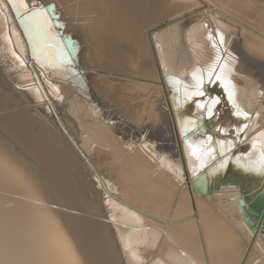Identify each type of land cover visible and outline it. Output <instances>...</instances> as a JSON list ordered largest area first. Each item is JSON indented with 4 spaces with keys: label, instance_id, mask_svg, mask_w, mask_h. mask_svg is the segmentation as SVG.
I'll return each mask as SVG.
<instances>
[{
    "label": "bare ground",
    "instance_id": "bare-ground-1",
    "mask_svg": "<svg viewBox=\"0 0 264 264\" xmlns=\"http://www.w3.org/2000/svg\"><path fill=\"white\" fill-rule=\"evenodd\" d=\"M28 1H0L7 5L9 11L6 24L0 17L2 19L0 20V47L11 50L21 59V67L27 68L30 74L36 77L34 72L36 74L39 66L30 56L28 42L13 12V9L18 14L27 11ZM40 1V5H43L44 8L52 4L55 5L57 12H54L52 7L49 14L56 15L58 13L60 15L62 26H64L62 32H59V29L53 25V23L58 25L60 22L50 21L48 13L46 25L45 18H36L31 22L24 20V23L21 22V24L25 31L27 30L32 43L40 41L39 46L34 44L35 50L39 48L40 51V55L39 51H35L38 64L46 68L47 71H55L67 81L70 79L82 81V78L85 79V76L89 75L84 66L94 64V61L89 62L87 57L90 59L95 57L98 63L102 62V66L104 60L118 58L128 61L131 72L150 80V84H156L159 90L162 85L159 83L160 79L164 81L165 89L170 91L182 90L179 83L184 84L185 82L190 85V88L197 87L200 84L201 76L193 65L191 51L187 45V31L191 27H198L193 32L195 38H200L208 47L217 48L218 52L213 54V57L219 59L220 68L212 66L214 71L208 82L205 81L203 88L207 97L196 101L194 106L197 114L199 110L207 107L206 113H209V109H211V115H204L198 119L194 115V111L193 115L196 119L186 121L183 128L184 131L193 129V135L196 134L199 139L197 142L195 138L187 151L188 161L192 160L193 162L192 170L199 173L200 176L203 175L201 177L204 178V181H197L195 186L199 188L198 192L202 196H214L224 188L237 190L239 195L232 200H239L238 209L243 224L251 235L261 234L264 237V223L255 220L252 217L253 210L249 208L250 205H257L264 209V168L260 167L261 162L264 161V137L262 135L264 129L260 130L261 125L258 124L259 114L264 115L262 114L264 94L260 92L262 88L264 89V40L254 36V34H261L264 37L263 9L255 10V6L251 9L250 0H248L250 5L246 3L248 1L244 2L248 5H242L238 0H198L200 3L197 0ZM198 8L202 9L199 14L176 25L171 30L170 37L165 36L159 22L162 17V9L167 10L170 16L174 17L191 13ZM66 21L70 23L68 27L65 24ZM151 25L153 28L149 32V42L147 43L145 32ZM159 26H161V30H158ZM251 28L256 31L251 32L249 30ZM209 32L213 34L212 40H203V37ZM194 42L189 41V44L192 46ZM62 46L67 49L66 52L61 51ZM165 52L170 54L166 58L164 57ZM149 54H151L152 60L149 59ZM23 56L28 59V63H25V59L22 60ZM64 62L69 65H64ZM106 66L105 64L104 67ZM1 67L0 69L5 66ZM98 77L101 80L92 79L88 86L86 84L90 91L95 90L96 92L98 83L106 81L105 78ZM131 78L133 81L137 80L135 77ZM44 81H39L42 85V91L39 89V92L47 95L42 83ZM140 83L138 80V83L133 84L135 85L132 87L133 95L130 94V99L125 100L128 104L131 101L133 104L140 103L138 106L140 109L135 110L137 113L135 116L128 114L127 108L123 105L116 106L113 105V101L108 102L110 101L109 90L111 91L113 87L112 83L108 85L107 93H103L101 90L95 96L94 94L90 95L92 106L95 102L94 99L104 97L107 106L115 110L114 115L121 121L120 127L115 130L118 138L131 148L133 143H135L134 147L140 148H147L148 145L144 147L145 143H151L154 150L152 151L151 145L150 152L154 153L152 154L154 159L162 168L179 172V167L176 165V150L174 147L163 148L162 146L165 131L170 124L169 115L163 107L158 93L151 92L147 82ZM68 86L64 83L57 88L61 87L60 90L63 91L61 93L67 95L68 98L78 99L79 96L76 95V92L83 90L78 89V85H76L77 88L75 86L68 88ZM52 88H47L48 92ZM57 88L55 91L59 92L60 90L57 91ZM135 92L137 93L135 94ZM49 95L51 94L49 93ZM82 100L81 102H84ZM177 104L179 103H175L174 106L176 107ZM135 111H133L134 114ZM178 115L179 122L186 118V115L180 112ZM8 120L11 125L21 129L30 124L26 113H17L16 116H12ZM69 122L72 121L69 119ZM13 133L9 123L0 131L1 139L8 142V144L0 142V264H77L75 253L67 237L63 234L59 219L54 213L53 204L42 196L36 176L16 158V152H24L25 156L28 155L29 149H35L37 145L32 147L35 142L33 144L30 136L19 134L20 137L15 139ZM197 143H200L202 149L209 153L203 157L206 164L204 169L199 162L201 153L200 149H196ZM78 147L85 156L84 146ZM100 154V152L97 153L99 156ZM24 156V160H28ZM34 165L39 167L37 164ZM47 175L50 180L55 178L53 175ZM148 181L150 178L147 177L142 180V184L146 186ZM157 195L164 197L163 191H158ZM90 205L98 208L97 218L79 217L77 219L61 214L63 218H66V229L75 241L82 264H140V261L141 264H204L205 254L202 246L198 251L193 237L201 236L203 238L204 236L203 243L210 244L209 224L204 218L203 222L198 214L197 224L191 207L181 213H170L169 211L160 224L144 217L148 231L144 230L140 234L138 232L137 237H133L136 240H132L131 244L128 240L127 243L120 240L119 233L121 226L123 228L124 225H130L131 221L134 223L133 220L135 217H139L138 214L136 216L133 211H129L130 217L124 215L123 218H120L114 213L109 214L111 209L109 206L110 209L105 208L104 211V214H109H105V218L109 217L110 220V223H107L101 219L103 212L100 210L99 204H93L91 201ZM64 206L62 207L64 208ZM190 217L191 221L185 222L181 226H167L171 220H186ZM138 219L143 226L145 220L141 221L140 217ZM166 219L168 220L166 221ZM137 223L130 226L140 227L141 224L138 221ZM163 227L165 228L163 229ZM154 229H163V231L154 233ZM117 232L119 240H117ZM167 234L172 236L170 241L175 247L173 249L165 245ZM164 236H166L165 239ZM148 241L150 242L147 244ZM159 242L164 245L165 256L161 255L163 249L152 254L147 252L144 255V250ZM142 245L145 246L138 250ZM214 246H210L213 264L234 263V257H231L241 249L242 252L237 256L239 259L235 264H242V262L243 264H263V261L255 256L254 252L251 257L247 256L244 259L245 247L240 242L235 245L220 243L216 247ZM133 247L136 253L133 252ZM137 251H140L142 259L138 257Z\"/></svg>",
    "mask_w": 264,
    "mask_h": 264
},
{
    "label": "rangeland",
    "instance_id": "rangeland-1",
    "mask_svg": "<svg viewBox=\"0 0 264 264\" xmlns=\"http://www.w3.org/2000/svg\"><path fill=\"white\" fill-rule=\"evenodd\" d=\"M238 1L243 5L244 2L248 0ZM250 1L246 3L250 5L251 9L255 6V10L263 9L262 12H264V0ZM28 2V7H31L32 5L37 6L41 3L40 0H29ZM53 3L56 4V2ZM198 3H200V1H198ZM4 7L5 9H3ZM53 7L55 9L54 12H57L55 5H53ZM161 11L162 17L159 19L160 25L162 26L165 36L170 37L171 30L176 25L184 23L188 19L199 14L202 9L198 8L191 13L179 16L176 15L174 17L170 16V13L165 9H162ZM8 16L9 11L7 10V5L0 2V17L4 20L5 24L7 23L6 17ZM55 17V20L58 21V23L60 22V24L57 25V28L59 29V32H62L64 26H62L60 20L61 17L58 13ZM1 18L0 20H2ZM11 22L12 20L10 23ZM65 24L67 27L70 25L69 21H66ZM161 26H159L158 30H161ZM152 28L153 25H151L145 32L147 43L149 42L148 36ZM197 28L198 27H191L188 29L187 45L189 51H191L190 55L192 57L193 65L201 76V81L197 87L193 88H190V85L186 82L184 84L179 83L182 87V90L179 91L165 89L164 81L161 79L159 83H162V85H160L161 88L159 90L156 84H150V80L137 76L131 72L128 61L120 60L118 58L104 60L102 66V62L98 63V60H96L95 57L92 59L87 57L89 62L92 60L94 61V64H91L92 66L90 64L84 66L89 75H86L85 79L82 78V81H72V79L68 81L64 80L63 77L58 75L55 71H47L46 68H43L40 64L38 67V71L39 69L40 71H37L39 74L37 72L35 74L34 72V75L36 76L34 77L30 74L27 68L21 67L20 58L13 54L11 50H7L2 46L0 47V67L5 66L3 68L6 69H3L2 67V69H0V131L7 123H9L12 128V133L14 131L13 135L15 139L20 137L18 136L19 134H23L26 137L30 136V140H32L33 144L35 142L32 147H35L36 145L39 147H35V149L31 148L32 150L29 149V156H24V152H16V158L23 162V164L29 168V171L36 176L42 196L53 204L52 207L54 208V213L59 219L63 234L67 237V240L75 253L77 264H82L80 260V252L75 246V241L66 229V218H63V215L61 214L63 213L66 217L73 216L77 219L79 217L97 218L99 210L97 207L90 205L91 201L93 204H99V208L103 212V218L101 217V219L104 222L110 223L109 217L105 218V208H111L109 214L112 215L114 213L120 218H123L124 215L125 217H130L131 215H129V211H133L135 215L138 214L141 221H143L142 219L145 220L143 221L145 222L143 223V226L138 219L139 217L134 218V223H132V221L130 222V225H133L138 221L141 224L140 227L137 226L139 225L138 223L137 225H134L135 227H131L129 224L124 225L126 228H122L121 226V231L119 233L120 240H123L125 243H127L128 240L131 244L133 243L132 240H136L133 237H137L138 232L140 234L144 230L148 231L146 218L144 217L160 224L163 217L169 213V211L170 213H181L185 212L188 207H191L192 214L196 219L199 215L203 222L205 220L209 224L208 229L211 234L210 244L207 242L203 243L204 236L203 238H201V236L193 237L194 244L198 251L201 250L200 246H202L205 254L204 264H213L210 251L211 245H215L214 247L220 243L235 245L239 242L245 247L244 259L247 256L251 257V254L254 252L255 256L260 258L264 264V237L261 234L251 235L243 224L242 216L238 209L239 200H232V198L239 195L238 191L233 188H224L214 196H202V194L198 192L199 188H197L195 184L199 180L204 181V178L201 177L203 175L200 176L199 173H195L192 170V160L189 162L187 159V151L189 150L191 143L194 142L195 138L197 142H199V139L196 137V134L193 135V129L184 131V124L186 121L196 119L194 115L198 119L204 115L210 116L209 113H206L207 107L199 110L197 114L194 106L196 101L203 100L207 97L203 92V88L205 81L208 82L211 73L214 71L212 66L220 68L219 59L213 57V54L218 52L217 48L210 45V47H208L204 45L200 38H195L193 32ZM249 30L251 32L256 31H254V28ZM254 36L257 39L264 40V37L261 34H254ZM212 37V32H209L203 37V40H212ZM189 41L194 42V44L191 46ZM133 55L136 54L133 53ZM150 55L151 54H149V59L152 60ZM168 55L170 54L165 52L164 57L166 58ZM24 59L25 57L23 56L22 60ZM24 61L25 63H28V59H25ZM105 64L108 67H104ZM93 69L97 72L95 73ZM41 73L47 78L44 75L41 76ZM98 76L102 77V79L105 78L106 81L98 83L96 86L98 90L96 92L95 90L90 91L87 86L91 83L92 79H95L96 81L101 80ZM131 77H135L137 80L133 81ZM26 80H28L29 83L28 81L26 82ZM34 80L36 82H33ZM138 80L139 84H141L140 82L144 83L146 80L147 83H145L150 86L148 89H150L151 92L158 93V96L162 100L163 107L169 115L170 124L165 131L162 146L163 148H168L169 146L174 147L176 150V165L179 167V172L169 171L170 169L168 168H162L158 161L154 159L152 155L154 154L152 152L154 147L151 143L148 144L149 142L144 145V147L148 145L147 148L134 147L135 143L132 144V148L126 146L115 133V130L120 127L121 121L116 115H114L113 112H115V110L113 108L110 109L107 106L104 97L94 99L95 102L92 106L93 102L92 100L90 101V95L92 96L94 94L95 96V94H98L101 90L103 93H107L108 85L112 83L113 87L111 88V91L109 90L110 101L108 102L113 101V105L115 104L116 106L123 105V107L127 108L128 114L134 116L137 115L135 110L137 109L138 111L140 109V107H138L140 106V103L137 104L138 102H135L133 104V101H131L128 104L125 100L130 99L132 87L135 86L133 84L138 83ZM39 81H44L42 83L46 89L45 91H47V95L44 93H42V95L41 92H39L42 86ZM64 83L67 86L69 84V86L75 87L78 85V89L83 91L76 92V95L81 99L68 98L67 95L61 93L63 92L62 89L60 90L61 87H58V89L57 86H61V84L63 85ZM54 87L57 88V91H60L56 92ZM47 88H52V90H49L48 92ZM198 90L202 91L204 95H196L195 93ZM137 92H135V94ZM260 92L264 94V89L262 88ZM49 93L51 95H49ZM60 93L63 97H66L61 99L63 97ZM41 96L43 99H41ZM82 99L84 102H81ZM177 102L179 104L175 107L174 105ZM133 111H135V114ZM179 112L186 115L187 119L184 118L179 122ZM17 113H26L28 115L30 124H28V126L26 125L23 129L14 127L8 120L10 117L16 116ZM262 114H264V109ZM69 119L72 121L71 123L69 122ZM259 119L258 124L261 125L260 130H262L264 129V115L261 116V114H259ZM262 135L264 137V131ZM0 142L1 144H8V142L3 139H1ZM199 144L200 143H197L196 149H200L201 155L199 162L204 169L206 164L203 161V157L209 155V153L202 149ZM80 145L84 146L83 151L85 156L78 147ZM151 145L153 149L149 148ZM151 149L152 151L150 152ZM98 152L101 153L100 156L97 155ZM23 156L25 158L27 157L28 160H24ZM34 164L39 165V167H35ZM47 174L53 175L55 178L50 180ZM147 177L150 178V181L144 186L142 180ZM201 184L203 185V183ZM158 191H163L164 197H158ZM186 196L188 199L185 198V200L184 197ZM67 200L69 204H67ZM64 205L67 206L65 207ZM62 206H64V208ZM109 214L107 213L106 215ZM135 219L138 220L135 221ZM167 220L168 219H166V221ZM190 221L191 217L186 220H171L167 226L177 227ZM196 223L198 224V219ZM164 228L165 227H163V229ZM163 229H154L153 232H161ZM116 236L117 240H119L118 232L116 233ZM165 237L166 236H164V239ZM171 239L172 236L167 234L165 245L173 249L175 247L171 244ZM149 240L151 241V239ZM150 241H148L147 244ZM145 245L140 246L138 250ZM161 249H163V254L161 255L165 256L166 253L164 254V245H162V242L144 250V255L147 252L151 254L154 252L156 253V251ZM135 251L136 250L133 247V252L136 253ZM241 252L242 249L235 253V255L232 254L234 256L231 258L234 257L233 259L235 260L232 264L237 263V260L239 259L237 256L241 254ZM117 253L120 256L119 252ZM137 254L138 257L141 258L140 251H137ZM181 255L183 256V254ZM202 260L203 258L201 257V261Z\"/></svg>",
    "mask_w": 264,
    "mask_h": 264
},
{
    "label": "water",
    "instance_id": "water-1",
    "mask_svg": "<svg viewBox=\"0 0 264 264\" xmlns=\"http://www.w3.org/2000/svg\"><path fill=\"white\" fill-rule=\"evenodd\" d=\"M53 7V4L52 5H49V6H47V7H42V6H40V7H37V6H34V5H32L31 7H27L28 9H27V11H25V12H23V13H21V14H18V12L16 11V10H14L13 9V12H14V15H15V18H16V20L18 21V24L20 25V27H21V29H22V31H23V33H24V36H25V38H26V41L28 42V46H29V50H30V56H31V58L34 60V62L36 63V64H38V62H37V55H36V50L37 51H39V48H36V50H35V48H34V44H35V46H39L38 45V43L40 42V41H34L33 43L31 42V40H30V36H29V34H28V32H27V30L25 31V28H24V26L21 24V22H23L25 19V17H27L28 15H29V13H31L32 11H39L40 9H45L46 11H47V13L49 14L50 12V10H51V8ZM13 8V7H12ZM53 9H54V7H53ZM55 10V9H54ZM49 17H50V21L51 20H55L56 19V17H55V15L53 14V13H51V14H49ZM24 23V22H23ZM53 25L55 26V27H58L55 23H53ZM38 36H40L41 37V35L40 34H38ZM38 54L40 55V51L38 52ZM21 60V59H20ZM24 66H25V63L23 64ZM64 65H69V64H65V62H64ZM38 66H39V64H38ZM251 210H253V215H252V217L255 219V220H258V221H261L262 223H264V209H261L259 206H257V205H254V206H252V205H250V207H249Z\"/></svg>",
    "mask_w": 264,
    "mask_h": 264
},
{
    "label": "snow or ice",
    "instance_id": "snow-or-ice-1",
    "mask_svg": "<svg viewBox=\"0 0 264 264\" xmlns=\"http://www.w3.org/2000/svg\"><path fill=\"white\" fill-rule=\"evenodd\" d=\"M36 18H45L44 22H45V25H46L47 24V11L45 9H40L39 11H32L24 19L27 22H31V21L35 20ZM61 51L62 52H66L67 49L62 46ZM195 94L198 95V96H203L204 95V93L202 91H199V90ZM209 114L211 115V109H209ZM194 154H195V152H194ZM221 167H223V165H221ZM260 167L264 168V161L261 162Z\"/></svg>",
    "mask_w": 264,
    "mask_h": 264
}]
</instances>
